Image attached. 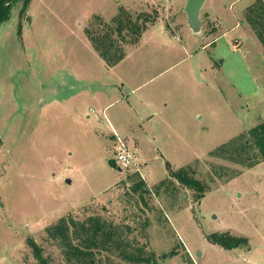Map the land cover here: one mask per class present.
I'll return each mask as SVG.
<instances>
[{
    "label": "rangeland",
    "instance_id": "1",
    "mask_svg": "<svg viewBox=\"0 0 264 264\" xmlns=\"http://www.w3.org/2000/svg\"><path fill=\"white\" fill-rule=\"evenodd\" d=\"M252 1L213 0L198 35L185 0H31L23 13L15 3L0 25V264H44L29 241L46 264H75L46 232L67 216L99 217L157 264H264V162L252 148L237 154L264 122ZM94 46L122 59L109 66ZM119 148L133 167L109 166ZM166 165L192 167L204 198ZM214 233L247 246L224 250L207 241ZM93 258L130 264L118 250Z\"/></svg>",
    "mask_w": 264,
    "mask_h": 264
},
{
    "label": "trees",
    "instance_id": "2",
    "mask_svg": "<svg viewBox=\"0 0 264 264\" xmlns=\"http://www.w3.org/2000/svg\"><path fill=\"white\" fill-rule=\"evenodd\" d=\"M20 1L22 2L20 13H23L29 6L31 0H0V25L9 19L13 6ZM246 16L248 24L264 49V0H258L255 4L248 7L246 9ZM148 21V18H146L144 22L147 23ZM130 25L128 29L136 36H139L146 30L145 24L140 26L137 23H131ZM117 31L120 32L121 30L117 29ZM85 33L89 39L88 31H85ZM94 48L109 66H114L122 59L120 54L115 55L113 58H109V53L106 49L103 51L98 46H94ZM250 135V144H241L237 154H247L248 149L252 148L256 151L255 155L258 160L264 162V122L251 129ZM232 144V142H229L220 146L211 156H224L227 154L228 150H230ZM233 161L241 165L246 164L248 167H253L257 163L250 157L246 159L240 157ZM166 166L169 169V165ZM169 178L191 191L196 201L203 199L205 193L208 191L207 186L195 178V172L190 166L181 167L175 171L170 170ZM163 183L164 182H162L161 185H163ZM137 189L147 192V189H144V185L141 181L135 185L134 191ZM70 227H72V230H70ZM46 232L51 239L61 243L66 261L69 263L92 264L94 260V251L113 252V250H118L119 256H121L126 263L157 264L153 255L151 257H144L142 254L138 255L134 254V252L127 251L116 229L110 228L105 221H102L96 216H90L82 222H75L70 216L60 218L56 224L47 228ZM74 241L76 243H74ZM207 241L224 250H233L247 246L246 238H237L225 233L210 234L207 236ZM28 244L39 263L46 264V260L42 257L41 248L36 245L34 241H29Z\"/></svg>",
    "mask_w": 264,
    "mask_h": 264
},
{
    "label": "water",
    "instance_id": "3",
    "mask_svg": "<svg viewBox=\"0 0 264 264\" xmlns=\"http://www.w3.org/2000/svg\"><path fill=\"white\" fill-rule=\"evenodd\" d=\"M204 2L205 0H185L183 12L186 15L187 25L194 34L199 33L202 26L199 15ZM108 164L113 169L118 168L113 159L109 160Z\"/></svg>",
    "mask_w": 264,
    "mask_h": 264
},
{
    "label": "built area",
    "instance_id": "4",
    "mask_svg": "<svg viewBox=\"0 0 264 264\" xmlns=\"http://www.w3.org/2000/svg\"><path fill=\"white\" fill-rule=\"evenodd\" d=\"M114 161L116 165L118 164L120 168L127 169L134 166V156L130 155L129 153H127L122 149H120L119 152H117Z\"/></svg>",
    "mask_w": 264,
    "mask_h": 264
},
{
    "label": "crops",
    "instance_id": "5",
    "mask_svg": "<svg viewBox=\"0 0 264 264\" xmlns=\"http://www.w3.org/2000/svg\"><path fill=\"white\" fill-rule=\"evenodd\" d=\"M252 2H254V0L252 1ZM251 2V3H252ZM213 4V0H205V2H204V4H203V6H202V8H201V10L202 9H204V10H207V14H209L210 15V17H211V10H212V7H211V5ZM251 5V4H250ZM249 6V5H248ZM248 6H246V7H248ZM245 7V8H246ZM201 10H200V14H201ZM200 16V15H199ZM201 19V18H200ZM186 21H187V19H186ZM187 23V22H186ZM187 25V24H186ZM202 27V26H201ZM187 28L189 29V27H188V25H187ZM192 32V31H191ZM192 34L193 35H198V34H194L193 32H192ZM124 61V60H123ZM123 63V62H122ZM114 69V68H113ZM114 71V70H113ZM141 117V116H140ZM141 118H143V117H141ZM147 166V165H146ZM69 181V180H68Z\"/></svg>",
    "mask_w": 264,
    "mask_h": 264
}]
</instances>
